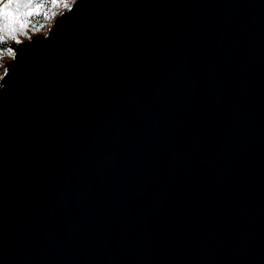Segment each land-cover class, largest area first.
I'll return each mask as SVG.
<instances>
[{"label": "water", "instance_id": "95a60500", "mask_svg": "<svg viewBox=\"0 0 264 264\" xmlns=\"http://www.w3.org/2000/svg\"><path fill=\"white\" fill-rule=\"evenodd\" d=\"M0 81V264H264V0H75Z\"/></svg>", "mask_w": 264, "mask_h": 264}, {"label": "trees", "instance_id": "16d2710c", "mask_svg": "<svg viewBox=\"0 0 264 264\" xmlns=\"http://www.w3.org/2000/svg\"><path fill=\"white\" fill-rule=\"evenodd\" d=\"M75 0H0V81L14 56L12 44L46 33Z\"/></svg>", "mask_w": 264, "mask_h": 264}, {"label": "rangeland", "instance_id": "374dc122", "mask_svg": "<svg viewBox=\"0 0 264 264\" xmlns=\"http://www.w3.org/2000/svg\"><path fill=\"white\" fill-rule=\"evenodd\" d=\"M74 2H75V1H74ZM71 6H72V5H71ZM71 6H70V7H71ZM70 7H69V8H70ZM69 8H68V9H69ZM68 9H67V10H68ZM65 11H66V10H65ZM63 12H64V11H63ZM59 15H60V14H59ZM56 17H57V16H56ZM56 17H55V18H56ZM48 30H49V29H48ZM47 32H48V31H47ZM47 32H46V33H47Z\"/></svg>", "mask_w": 264, "mask_h": 264}]
</instances>
